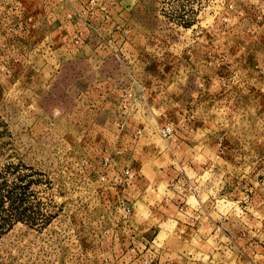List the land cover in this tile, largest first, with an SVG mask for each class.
Segmentation results:
<instances>
[{
    "label": "rangeland",
    "instance_id": "obj_1",
    "mask_svg": "<svg viewBox=\"0 0 264 264\" xmlns=\"http://www.w3.org/2000/svg\"><path fill=\"white\" fill-rule=\"evenodd\" d=\"M178 235L264 264V0H0V264Z\"/></svg>",
    "mask_w": 264,
    "mask_h": 264
},
{
    "label": "crops",
    "instance_id": "obj_2",
    "mask_svg": "<svg viewBox=\"0 0 264 264\" xmlns=\"http://www.w3.org/2000/svg\"><path fill=\"white\" fill-rule=\"evenodd\" d=\"M198 218L199 215L195 214L191 221L195 223L200 219ZM197 236L198 235H196V237ZM177 237L178 239H176V242L173 245L168 244V241H166L157 248L155 247L156 256L159 260L167 264H217V259L219 257L216 256V253L207 254L206 252H202V250L193 243L192 239L184 240L180 235ZM124 252L125 251L117 252L114 255V259L110 260V262L112 264H131L133 262L131 256L132 252L130 250L126 253ZM217 254L219 255V253ZM105 262L108 263L109 261ZM137 262L138 260L133 264H137Z\"/></svg>",
    "mask_w": 264,
    "mask_h": 264
},
{
    "label": "built area",
    "instance_id": "obj_3",
    "mask_svg": "<svg viewBox=\"0 0 264 264\" xmlns=\"http://www.w3.org/2000/svg\"><path fill=\"white\" fill-rule=\"evenodd\" d=\"M166 131V134H169L171 132V130L168 128L166 129ZM130 251L132 252L131 256L133 259V262L131 264H133L136 260H138L137 264H167L157 258L154 245L134 246ZM104 264L112 263L109 261L108 263L105 262Z\"/></svg>",
    "mask_w": 264,
    "mask_h": 264
}]
</instances>
